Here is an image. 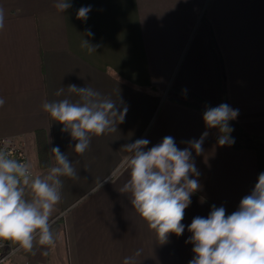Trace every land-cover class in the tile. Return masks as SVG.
Returning <instances> with one entry per match:
<instances>
[{
  "label": "crops",
  "instance_id": "0c3cea01",
  "mask_svg": "<svg viewBox=\"0 0 264 264\" xmlns=\"http://www.w3.org/2000/svg\"><path fill=\"white\" fill-rule=\"evenodd\" d=\"M56 2L0 0V137L24 144L34 176L55 164V146L78 173L62 177V200L50 218L55 246L37 245L33 255L7 242L5 264H123L137 250L136 264H189L193 218H206L213 205L231 214L264 172V0H71L63 13ZM88 6V19H77ZM87 30L93 35L84 36ZM84 39L100 45L96 52L81 47ZM70 84L120 97L128 108L117 131L93 136L83 155L42 109L45 100L78 99ZM183 89L195 104L175 100ZM221 103L239 109L229 122L231 146H219V130L203 121L206 106ZM206 130L204 153L192 151L201 189L185 210V231L160 245L119 192L129 178L122 146L143 138L151 148L171 136L183 149L182 141ZM109 176L113 183L101 188Z\"/></svg>",
  "mask_w": 264,
  "mask_h": 264
},
{
  "label": "clouds",
  "instance_id": "9594fccd",
  "mask_svg": "<svg viewBox=\"0 0 264 264\" xmlns=\"http://www.w3.org/2000/svg\"><path fill=\"white\" fill-rule=\"evenodd\" d=\"M55 7L63 13L72 7V3L71 0H57ZM90 11V6L79 8L77 19L86 21ZM4 27L5 11L0 7V31ZM85 35L92 36L93 33L87 30ZM99 46L92 45L87 39L81 42V47L89 53L96 52ZM64 90L60 87L55 95L61 96ZM67 90L78 99L45 100L42 109L52 120L63 125L61 130L76 141L74 152L83 155L93 136L117 131L128 108L120 97L113 100L89 86L70 84ZM182 95L187 97V89L182 90ZM4 104L5 100L0 97V108ZM238 115L239 109L227 103L206 106L203 121L207 129L219 130V146L235 143L230 135L234 129L229 122ZM208 135L206 130L199 139L182 141L188 145L183 149L171 136H165L151 148H147L149 141L143 138L122 146L128 153L124 167L129 178L119 192L128 196L139 219L154 232L160 245L169 242L170 234L179 237L185 231L182 223L185 210L192 202V195L201 189L197 179L200 173L192 151L203 154ZM50 151L55 164L46 174L34 176L29 163L13 158L7 149L0 148V242L17 245L16 252L22 250L35 255L37 245L55 246L56 234L50 218L62 200V177L78 178L73 162L58 146ZM109 181L113 183L111 176L105 178L100 187ZM188 231L192 235L186 243L193 245L194 253L189 264H264V172L258 175L250 194L240 200L237 210L226 214L223 206L213 205L206 218H193ZM140 254L141 250H137L132 256L125 257L123 264H136ZM0 264L4 261L0 260Z\"/></svg>",
  "mask_w": 264,
  "mask_h": 264
},
{
  "label": "built area",
  "instance_id": "2783aa9c",
  "mask_svg": "<svg viewBox=\"0 0 264 264\" xmlns=\"http://www.w3.org/2000/svg\"><path fill=\"white\" fill-rule=\"evenodd\" d=\"M0 148L7 149L9 153H11L13 158H16L18 160H21L23 162H29L28 153L26 151V148L23 143H18L15 138L13 137H0ZM32 169V168H31ZM33 172V170H32ZM34 175V172H33ZM0 244H3V247H0V260L4 261V264L8 257L11 255L10 253L5 252V246L7 242H0Z\"/></svg>",
  "mask_w": 264,
  "mask_h": 264
},
{
  "label": "trees",
  "instance_id": "16d2710c",
  "mask_svg": "<svg viewBox=\"0 0 264 264\" xmlns=\"http://www.w3.org/2000/svg\"><path fill=\"white\" fill-rule=\"evenodd\" d=\"M175 100L183 101V102L188 103V104H195L194 102H192V100L189 96V93H187V97L185 98V96L182 95V92H181V96L178 98H175ZM39 153H40V158H41L42 162H44L47 159V156H46L45 144H44L43 140H40V142H39Z\"/></svg>",
  "mask_w": 264,
  "mask_h": 264
}]
</instances>
